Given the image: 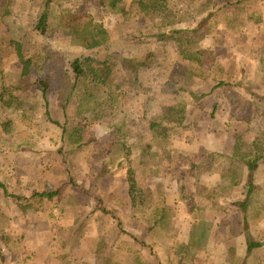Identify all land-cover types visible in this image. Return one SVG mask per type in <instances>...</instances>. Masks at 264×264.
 Listing matches in <instances>:
<instances>
[{
    "label": "rangeland",
    "instance_id": "374dc122",
    "mask_svg": "<svg viewBox=\"0 0 264 264\" xmlns=\"http://www.w3.org/2000/svg\"><path fill=\"white\" fill-rule=\"evenodd\" d=\"M44 2L0 0V98L6 85L22 86L17 44L33 63L28 88L16 92L22 107L0 101V181L11 195L0 189V264H264V165L254 175L248 231L236 205L248 171L235 198L214 202L202 190L229 168L237 133L249 144L264 135V0H123L116 10L99 0H54L43 36L36 27ZM97 29L106 34L92 50ZM148 54L150 66L133 73ZM87 58L101 70L109 64L121 93L109 114H89L85 147L65 158L60 98L75 79L73 61ZM40 79L59 125L46 113ZM81 95L71 98V121ZM181 103L185 125L169 150L158 142L148 156L137 137L164 107ZM197 146L203 156L225 155L209 176L194 170ZM131 168L142 206L131 201ZM56 191L53 200L13 198ZM249 239L261 247L249 251Z\"/></svg>",
    "mask_w": 264,
    "mask_h": 264
},
{
    "label": "trees",
    "instance_id": "16d2710c",
    "mask_svg": "<svg viewBox=\"0 0 264 264\" xmlns=\"http://www.w3.org/2000/svg\"><path fill=\"white\" fill-rule=\"evenodd\" d=\"M123 0H99L101 5H108L113 10L119 8V3ZM195 2V0H191ZM54 0H45L42 13L38 19L36 29L45 36L48 33L51 19V10ZM157 7L159 10L168 11L169 8L166 7V4L158 1ZM147 9H150L152 6H145ZM150 11V10H149ZM149 14V12H148ZM97 38H93V43L89 45L90 49L94 50L97 47L101 46L100 38H103L106 34L104 30L97 29ZM170 32H166L159 36L161 39H167L170 36ZM104 39V38H103ZM104 42V40H103ZM106 42V41H105ZM17 52L19 59L23 64V72L21 78V84L19 88L13 86H5V93L1 95V103L4 106L8 107H22L24 104L20 101L19 97L16 95V92L24 91L28 88L29 78L32 75L33 63L30 59H25L22 53V47L20 44H17ZM151 57H154V54H148L147 58L143 62H135V65L130 67L131 71L135 74H138L139 70L142 68L149 67L148 63L151 62ZM150 61V62H149ZM98 61L94 58H87L83 62L80 59H75L72 63L73 73L75 79L73 82L69 83L66 88L63 89L60 102L61 107L66 116V124L63 127V143H64V153L65 158L66 154H73L79 152L82 148L85 147V138L83 135L84 132V122L88 119L89 114L96 111H103L104 114H109L110 111L116 109L115 101L121 93V86L116 84L113 80L115 74L113 75L112 69L107 62L104 69L102 70L96 65ZM42 87V98L46 104V113L52 123L59 125V123L52 120L49 104H48V92L50 91V85L47 80L40 79L39 81ZM224 87H230L232 85L226 83H220L218 85ZM80 91L81 99L77 107L75 108V116L72 121L70 120V101L73 95ZM261 99V98H260ZM159 117V118H158ZM157 119L150 123L147 132L144 133V136L137 137V141H140L141 148L144 146L147 150V155H156V153H151L155 149V144L158 142H165L164 149L167 148V142L171 140V136L175 131L185 125L186 121V106L185 104H175L168 105L164 107L160 114H158ZM8 127V124L4 126ZM137 143V142H136ZM124 144H129V140H125ZM155 145V146H154ZM157 152L160 157L164 160L168 158V152L166 151ZM169 150V149H168ZM133 151V149H131ZM225 155L212 152L206 153L203 161L196 166L194 170L202 172L206 170L207 175H210L213 167L220 161ZM149 158V157H148ZM230 161V166L224 172L221 173V182L211 189L209 186H205V192H207L208 199L217 201V198L228 199L235 198L232 190L236 185L242 184L245 177V173L248 171L250 178L247 184H244L246 191L245 199L237 203L240 211L243 214V226L246 231L249 230V212L251 205L255 203V184H254V175L255 171L264 165V135L256 137L253 143L249 144L245 141L242 134L237 133L234 136L232 155L228 157ZM203 174V173H202ZM128 181H129V194L131 201L135 206L144 205V193L141 188L140 182L136 180L134 170L131 168L128 172ZM225 182V184H224ZM73 185H76L72 182ZM246 185V186H245ZM0 189L4 191L5 195L11 196L8 192L7 186L0 181ZM59 191L56 192H45L42 194L34 193L31 198L22 197V196H13L17 202L25 201L29 203L35 197H43L48 200H53L59 195ZM216 199V200H215ZM255 206V205H254ZM160 223V218L155 220V224ZM248 244L250 245L249 251L261 247L260 242L251 241L249 239Z\"/></svg>",
    "mask_w": 264,
    "mask_h": 264
},
{
    "label": "crops",
    "instance_id": "0c3cea01",
    "mask_svg": "<svg viewBox=\"0 0 264 264\" xmlns=\"http://www.w3.org/2000/svg\"><path fill=\"white\" fill-rule=\"evenodd\" d=\"M193 147V146H192ZM191 147V149H190V152L192 153L191 154V159H193L197 164H199V163H201L202 161H203V152H202V150H201V148H200V146H197L196 147V149L194 150L193 148ZM232 148H233V144H232V146H231V149H229V153H227V155H229L228 157H230L231 155H232ZM194 150V151H193ZM213 152V151H212ZM217 153H221V151L220 150H217ZM221 154H223V153H221ZM224 155V154H223ZM227 157V158H228ZM216 166V165H215ZM214 166V167H215ZM213 167V168H214ZM213 170H212V172H211V174H213ZM210 174V175H211ZM207 176H209V175H207ZM211 180H214L215 182L213 183V184H211L212 185V187L213 186H215L216 184L218 185L220 182H221V176L220 177H216L215 175H213L212 176V178H211Z\"/></svg>",
    "mask_w": 264,
    "mask_h": 264
}]
</instances>
